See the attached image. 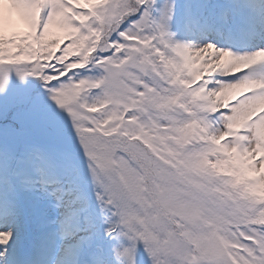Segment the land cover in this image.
<instances>
[{
    "label": "snow or ice",
    "instance_id": "obj_1",
    "mask_svg": "<svg viewBox=\"0 0 264 264\" xmlns=\"http://www.w3.org/2000/svg\"><path fill=\"white\" fill-rule=\"evenodd\" d=\"M0 264H264V0H0Z\"/></svg>",
    "mask_w": 264,
    "mask_h": 264
}]
</instances>
